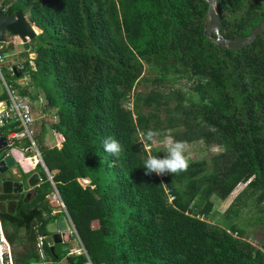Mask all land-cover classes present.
I'll use <instances>...</instances> for the list:
<instances>
[{
    "label": "trees",
    "instance_id": "16d2710c",
    "mask_svg": "<svg viewBox=\"0 0 264 264\" xmlns=\"http://www.w3.org/2000/svg\"><path fill=\"white\" fill-rule=\"evenodd\" d=\"M0 8L22 11L39 31L28 44L33 65L24 53L12 78L28 75L44 109L55 111L61 148L34 142L84 251L42 260L37 239L63 214L52 215V187L38 166L35 197L20 199L14 214L0 213L12 264H264V252L242 240V230L202 218L211 197L225 201L245 185L263 205L264 222V34L239 51L217 47L208 0H0ZM215 9L225 39L248 35L264 18V0H215ZM13 49L3 44L0 53ZM142 62L158 72L156 86L169 74L195 79L200 103L187 106L182 94L155 88L141 100L152 111L141 112L139 98L130 109ZM148 129L225 150L179 174L146 175V157H160L142 144ZM109 136L120 142L119 155L104 151ZM42 248L48 252L44 241Z\"/></svg>",
    "mask_w": 264,
    "mask_h": 264
},
{
    "label": "rangeland",
    "instance_id": "374dc122",
    "mask_svg": "<svg viewBox=\"0 0 264 264\" xmlns=\"http://www.w3.org/2000/svg\"><path fill=\"white\" fill-rule=\"evenodd\" d=\"M37 32L39 31L36 30V33ZM210 32L213 31L210 29ZM7 40L8 42L14 43V38H12V36L10 35H6V41ZM28 44L29 41L25 45L22 44V42L16 41V43L13 44L14 51L5 54L7 63L5 65H8V67L12 65L21 66L23 61L26 59V57L23 56L24 53H28L29 55H31L29 52L32 53V47L31 45L28 46ZM142 65L143 74L140 80L135 84L133 91L129 97L130 100L127 103V106L130 109H132L133 101L135 100V98H139L138 104L140 105V111L143 113L152 111V108H148L145 106L142 107L143 105H141V100L145 95H147L151 90L155 88H158L162 92H167L171 96H173V93L177 92L182 94V96H184V104H186L187 106L190 103H200L199 96L193 91V87L196 83L195 79H191L188 76L181 75L179 73L174 75L169 74L167 76V80L164 82L163 85L156 86L154 84V80L159 76L158 72H156L155 68L148 66L145 62H142ZM2 71L5 75L6 80H11V78L8 77L5 66H3ZM12 80H14V78H12ZM15 80L17 79L15 78ZM173 102L172 104L177 103L175 98H173ZM160 118L162 119L163 115H161ZM161 127H163V125ZM174 133V130H162L160 132V136L157 137L155 142H153L150 146L145 143L142 144L144 147H146L148 152H158L160 154V157L163 158L166 155L168 142L170 140H174V138H172V135ZM37 149V147H32L31 153L33 155H36ZM33 150L35 151V153ZM224 150L225 147L220 144L213 143L211 145H208L204 141L200 140L191 143H186L185 155L188 158L189 162L201 161L207 160L212 156L223 152ZM164 175L160 176V178ZM85 181L87 180L82 179L80 180V183L83 186H86ZM200 198L201 197L199 196L196 202H199ZM233 198H236L234 199V202L232 201ZM232 202L233 204L230 207V204ZM210 205L211 208L209 210V213L206 217H202L203 219H205L209 224L219 226L221 228H225L226 224L236 226V228L242 230L243 232V235L241 237L242 240L252 244L256 248L264 252V222L261 221L262 211L260 209L263 205H261L260 207H257L255 205V195H253L249 189H245V185H242L237 188V190L225 201H222L214 196L211 197ZM192 208L194 209V211L199 210L198 206H192ZM0 237L3 255L7 254V257L9 258L7 262H4L3 259V263L11 264L9 257L10 254H8L9 250H6L5 248L6 241L2 236Z\"/></svg>",
    "mask_w": 264,
    "mask_h": 264
},
{
    "label": "water",
    "instance_id": "95a60500",
    "mask_svg": "<svg viewBox=\"0 0 264 264\" xmlns=\"http://www.w3.org/2000/svg\"><path fill=\"white\" fill-rule=\"evenodd\" d=\"M207 14L209 18V26L213 31L215 37L213 42L221 49H230L233 51H239L243 48L253 45L256 38L264 34V18L255 26L248 35L239 36L234 39L222 38L219 33L220 19L215 9V0H208ZM6 35L18 38L22 44H26L28 41H32L36 37V31L34 27L27 21L26 16L22 11L15 13H5L0 8V44H5ZM18 77V74H15ZM4 95V89L0 83V99ZM6 103L0 102V113L6 110ZM42 167L48 172V169L44 165L41 159ZM16 167L13 156L9 153L6 138L3 134V130L0 127V213L7 212L8 214H14L17 206V202L22 199L25 203H28L31 197L36 193V188L41 183L39 173H33L28 178L25 177L23 171H20L18 175L13 173V169ZM49 216H45L44 219L48 220ZM73 227L70 218L54 220L46 224L45 231L47 236L44 237V242L47 244L49 252L55 259L58 256L65 255L69 258L72 253L71 238L68 233L69 228ZM74 228V227H73ZM42 257L45 260L44 249L41 248ZM0 264L3 263L2 243L0 237Z\"/></svg>",
    "mask_w": 264,
    "mask_h": 264
},
{
    "label": "crops",
    "instance_id": "0c3cea01",
    "mask_svg": "<svg viewBox=\"0 0 264 264\" xmlns=\"http://www.w3.org/2000/svg\"><path fill=\"white\" fill-rule=\"evenodd\" d=\"M12 38H14V43H16V41L21 42L18 38H15V37H12ZM8 43L14 44L13 42H8V40H7V42L5 44H8ZM13 51H14V49H13ZM29 53L31 54L29 59L33 58L32 53L31 52H29ZM5 54H7V53L3 54L4 60H5L4 66L8 67V65H5V64H7ZM16 79L17 80H15V79L13 80V83H14L15 87L17 88L18 92L21 90L24 91L25 94H23V96H26L32 104V106H31L32 117L34 119V124L32 126L33 137H39L41 146L45 149H51V148H58L59 149V148H61L62 142L64 141V136L61 133L57 132L56 129L53 127V124L57 121V116L55 114V111L49 110V109H44V106H45L44 95L41 91H39L37 88H35L33 86L32 80L30 79V77L28 75H24L23 77H20V75L18 74V77ZM11 80H12V78H11ZM27 142H29V141L28 140H22L16 144L15 148L11 147L9 149V153L13 156L15 163H16V167L13 169L12 172L15 173L16 175H18L20 171H23L24 173H27V174H25V177L28 178L33 173H39L40 174V171H39V168H40L43 170L44 175L46 177L47 171L42 167L41 161L38 160L37 157L35 158V154L33 155L31 153L32 148L31 147H25ZM37 151L39 152L38 149H37ZM34 153H35V151H34ZM39 154H40V152H39ZM40 156H41V154H40ZM41 159H42V157H41ZM38 166H40V167L38 168ZM48 174H50V172H48ZM40 177L42 178L41 174H40ZM35 194L31 197L30 201L35 197ZM50 206H53L52 207V215L60 214V212L57 211L58 210L57 207L55 208L54 205H50ZM62 214L63 215L61 218L54 219V220H61V219H67L68 220V217H66V215L64 213H62ZM70 228L72 229V227H70ZM70 238H71L70 240H71L72 252L80 249L81 244H80V240H78V237H76V236L71 237L70 236ZM70 254H71L70 256H72V253H70ZM49 256H51V254H50L49 249H48V252L45 253V260L47 258L49 260L50 259ZM70 256H68V257H70ZM42 260H44L43 257H42ZM58 264H66L65 259L60 261Z\"/></svg>",
    "mask_w": 264,
    "mask_h": 264
},
{
    "label": "built area",
    "instance_id": "2783aa9c",
    "mask_svg": "<svg viewBox=\"0 0 264 264\" xmlns=\"http://www.w3.org/2000/svg\"><path fill=\"white\" fill-rule=\"evenodd\" d=\"M2 48L3 45L0 44V50ZM4 63H5L4 56L3 54L0 53V83L2 84V87L4 89V95L0 99V102H5L7 105L6 110L0 113V127L2 128L3 134L6 138L7 146L9 149L11 147L15 148L18 142L22 140H28L30 143L29 147L31 148L36 147L34 142L33 132L31 130V127L34 124V119L32 117V108H31L32 104L26 96H23L18 92L17 88L13 83V80H9V81L6 80L5 75L3 74L2 71ZM30 64L33 65L32 59H30ZM15 67L17 69L22 68L21 66L19 67L15 65L10 67H5L8 77L12 78L14 76V70H16ZM36 157L38 160L41 161V156L37 150H36L35 158ZM46 179L52 187V192L47 197L49 204L50 205L54 204L55 208L57 207L58 209L57 211L60 213H64L66 217H68L69 219V216L65 209V205L63 204L59 196V193L53 182L52 176L48 174V172ZM40 181L42 182V179ZM85 183L87 185L89 184V181L87 180L85 181ZM68 232L71 237L74 236L77 237L73 227L72 229L69 228ZM37 241H38V245L42 248L44 238L38 237ZM5 248L6 250L7 249L9 250L8 254H10V249L7 244ZM81 253H84L82 247L72 252V255H80ZM10 263L12 264L11 259H10Z\"/></svg>",
    "mask_w": 264,
    "mask_h": 264
},
{
    "label": "clouds",
    "instance_id": "9594fccd",
    "mask_svg": "<svg viewBox=\"0 0 264 264\" xmlns=\"http://www.w3.org/2000/svg\"><path fill=\"white\" fill-rule=\"evenodd\" d=\"M160 132L155 129H148L141 134L142 143L149 144L155 142ZM103 149L111 155H119L122 151L120 142L109 136L103 141ZM186 143L180 140H170L168 142L166 155L161 158L148 155L143 163L145 174L155 173L157 176L164 174H179L187 171L189 167L188 158L185 155Z\"/></svg>",
    "mask_w": 264,
    "mask_h": 264
},
{
    "label": "flooded vegetation",
    "instance_id": "af4514ba",
    "mask_svg": "<svg viewBox=\"0 0 264 264\" xmlns=\"http://www.w3.org/2000/svg\"><path fill=\"white\" fill-rule=\"evenodd\" d=\"M41 178V177H40ZM42 179V178H41ZM23 197H24V195H22ZM23 197H22V199H23Z\"/></svg>",
    "mask_w": 264,
    "mask_h": 264
},
{
    "label": "bare ground",
    "instance_id": "6f19581e",
    "mask_svg": "<svg viewBox=\"0 0 264 264\" xmlns=\"http://www.w3.org/2000/svg\"><path fill=\"white\" fill-rule=\"evenodd\" d=\"M35 29V28H34ZM36 30V29H35ZM28 161V160H27ZM30 167V166H29Z\"/></svg>",
    "mask_w": 264,
    "mask_h": 264
}]
</instances>
